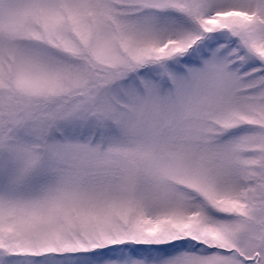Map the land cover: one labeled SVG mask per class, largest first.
<instances>
[{"label": "snow or ice", "instance_id": "6c2138e0", "mask_svg": "<svg viewBox=\"0 0 264 264\" xmlns=\"http://www.w3.org/2000/svg\"><path fill=\"white\" fill-rule=\"evenodd\" d=\"M0 264H264V0H0Z\"/></svg>", "mask_w": 264, "mask_h": 264}]
</instances>
